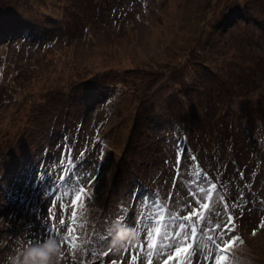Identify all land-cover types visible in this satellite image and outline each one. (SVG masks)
Segmentation results:
<instances>
[{"label":"rangeland","instance_id":"1","mask_svg":"<svg viewBox=\"0 0 264 264\" xmlns=\"http://www.w3.org/2000/svg\"><path fill=\"white\" fill-rule=\"evenodd\" d=\"M58 1L80 4L75 12L82 19L54 11L53 0H0V261L17 237L70 238L72 229L82 253L69 239L60 264H180L174 250L165 255L167 248L160 256L147 255V229L156 226L161 206L173 215L187 214L188 191L194 188L189 181L200 172V183L207 186V173L217 190L192 264H216L210 253L221 255V264H264V144L248 137L264 136V124L241 119L262 107L264 120V0ZM58 19L64 30L50 35L47 28ZM209 70L223 73L224 89L252 99L233 105L243 112L230 115L236 133L229 131V121L223 124L230 155L219 175L209 160L213 146L204 137L209 125L191 130L194 117L187 105L200 106L209 81L211 87L218 84ZM94 71L102 73L95 82L81 81ZM189 84L194 90L184 93L181 87ZM177 105L185 122L159 123L163 107L178 110ZM85 147L89 151L80 156ZM100 148L102 164L95 159ZM40 173L43 181L37 179ZM66 173L65 185L58 177ZM88 175L95 179L84 183ZM80 186L88 195L74 207L71 188ZM228 214L233 226L216 231ZM115 223L139 234L137 243L117 254L106 247ZM165 223L171 234L175 224ZM232 236L243 243L225 244Z\"/></svg>","mask_w":264,"mask_h":264},{"label":"snow or ice","instance_id":"2","mask_svg":"<svg viewBox=\"0 0 264 264\" xmlns=\"http://www.w3.org/2000/svg\"><path fill=\"white\" fill-rule=\"evenodd\" d=\"M99 140V137H97ZM89 149L87 147L84 148V151L79 152L80 156H84ZM67 158V157H65ZM100 164L103 163L104 160V149H99V154L95 158ZM193 160H196L197 157L193 156ZM69 164L72 163V160L68 161ZM64 161L60 160L59 164L62 167ZM93 171H95V165L93 166ZM201 171H203L201 169ZM200 172H196L195 180L189 181V184L194 185V188H190L188 191V196L192 199V207L187 208V214L182 215L180 213H176L173 215L171 212L167 211V209L163 206L160 207L158 212L156 213L155 219V227L147 229V241H148V253L149 257L160 256L161 249L167 248L168 251L165 253L167 256L173 255V250L175 251L176 259L179 260L180 264H192L193 257L195 255V242L196 237L198 234L202 233L204 229L201 225H205L209 222V214L213 211V205L211 202V197L213 193L217 190V184L212 181V179L207 178V173H204L205 181L207 186L205 187L203 184L200 183ZM67 176L68 173L65 175H61L58 177L60 181H63L65 185L67 184ZM39 181H43L44 174L40 173L37 176ZM95 177L93 175H88L84 178V183H90ZM81 180L77 177L76 184L79 185ZM72 204L75 207L81 199L82 195H88L85 193V190L82 186L80 187H72ZM69 193L66 191L64 195H68ZM45 195H51L48 192H45ZM219 199L221 201L225 200L224 196H220ZM2 203V202H0ZM62 206V205H61ZM82 207V205H80ZM229 205L224 204V208L228 209ZM36 214L39 218V209H35ZM51 214V212H50ZM75 219V212H73V220ZM166 220H170L175 224V227L171 230V234L168 229V224L165 223ZM233 218L231 214H228L227 220L223 223H218L215 225V230L220 231L221 229L230 230L233 226ZM61 224L64 223L63 220L60 221ZM209 231H212L209 229ZM70 233V247L76 248V244L74 243L76 237L71 235L72 229H69ZM154 233H158L157 241L158 243H154L153 237ZM227 235V231L224 232ZM169 241L168 244H163V241ZM233 240H237L243 243L239 237L232 236L228 240L224 241L225 244L230 245ZM209 241L216 246V241L213 240L212 236H209ZM110 252V250H109ZM106 252H101L99 255H107ZM96 255V253H93ZM214 255L216 259V264H221L223 257L218 253H210V256ZM205 259H208L206 257Z\"/></svg>","mask_w":264,"mask_h":264},{"label":"trees","instance_id":"3","mask_svg":"<svg viewBox=\"0 0 264 264\" xmlns=\"http://www.w3.org/2000/svg\"><path fill=\"white\" fill-rule=\"evenodd\" d=\"M53 5L51 7V9H54V11L56 10H66L67 14H69V16H71V18L74 17H80L82 15L78 14V12H75V8L80 7V4L78 5H69V3H67V1H58V0H53ZM74 12L75 15L72 16L71 13L68 12ZM82 19V18H81ZM53 21V24L55 25V23H59L58 25H56L55 27H50V25L48 26L47 30H49L48 32H50V35L52 32L57 31V29H62V31L64 30V26L62 23V19H58L57 21ZM61 21V22H60ZM60 26H62V28H59ZM46 30V31H47ZM21 30H18V32L15 35H18L19 32ZM53 34V33H52ZM206 69V67H205ZM209 76L210 78L215 80H219L217 85H214L211 87L210 82L213 81H209V89L207 88V91L203 93V97H205L207 100L202 101L199 103L200 106L194 105V103L192 101H188L187 105H188V110L193 114V117H190L189 120L191 121V130L194 127L197 126H203L206 127L209 125V131L207 130L205 133V138H209V142H211L212 144V148L209 150V160L211 162V167L212 170L214 171V173L216 175H219V171L218 169H221L223 171V167L225 166V164H227V159L228 155H230L229 153H225V149L226 146L225 144L227 143V135H225L226 132V127L223 124H226V122H230V125L228 127L229 131H232L234 133L237 132V127L235 128V126H233V124L235 123L236 119H233L230 115H233L235 112L237 113H243L241 110L238 111V109H236L233 105H237V103H243L246 102L248 100H252L249 97H247L248 94L243 95L242 97L239 98V94H237L236 92H234V90H228V89H224V87L222 86V84H227V81L225 83V80L221 77L223 76L222 72L217 71V72H213L212 70H209ZM100 74L97 71H94V73L88 74L86 75L85 78L81 79V81L83 82H95L93 79H96V77L99 78ZM91 75V76H89ZM91 77V78H90ZM82 82V83H83ZM188 87L190 89H188ZM181 89H183L184 93H188L190 90L193 91V85L190 87V84L187 85H183L181 87ZM204 88H200V91H204ZM140 90L138 89V92ZM156 92V91H153ZM144 94V92H143ZM142 94V95H143ZM154 94V93H153ZM152 94L147 95L144 97H142L141 101L139 102V106L143 105V103H146V101L148 100V98H150ZM210 96V98L208 99V97ZM214 97V98H212ZM226 98V99H225ZM198 104V103H197ZM209 106L212 108L210 110L211 112V116L209 117ZM178 110L175 109H171V108H166L163 107L164 112H163V116L162 118H158L159 123H162L164 126L167 125H173L176 126V123H184L185 119H186V114L182 113L183 108L181 109V107L179 105H177ZM239 107V106H238ZM255 108L258 107L257 105L254 106ZM257 110V114H255L254 116H248L247 114H242L241 119L244 120V118L246 117L247 119H249L250 121H253L254 123L259 122V124H264V120L263 118H261L262 114L260 109H262V107L256 108ZM136 111V110H135ZM137 113H135V116L133 114L134 117L140 116V114H138V111H136ZM232 113V114H230ZM195 114H198V116H195ZM231 117V119H228L227 117ZM160 117V116H159ZM146 118V117H145ZM143 118V119H145ZM135 122H136V118ZM142 120V115L140 116V118H137V121ZM174 121L176 122L174 124ZM187 121V120H186ZM155 123V122H151L150 124ZM136 128V126H135ZM136 131V129L134 130ZM172 133V132H171ZM254 133V134H251ZM250 134H248V137L254 140H259L262 144H264V136L263 135H259L256 132H251ZM134 134V133H133ZM217 138V139H215ZM263 138V139H262ZM216 140V142L213 141ZM261 144V145H262ZM264 146V145H263ZM221 148V149H220ZM215 149H220L218 152ZM260 153H262V147L259 149V154L257 155V159H253L255 160V164L259 165V157H260ZM215 155H219V157L217 158V156ZM214 156V158H213ZM126 158V154H124V159ZM123 159V158H122ZM259 168V167H258ZM257 168V170H259ZM220 170V171H221Z\"/></svg>","mask_w":264,"mask_h":264},{"label":"clouds","instance_id":"4","mask_svg":"<svg viewBox=\"0 0 264 264\" xmlns=\"http://www.w3.org/2000/svg\"><path fill=\"white\" fill-rule=\"evenodd\" d=\"M107 249L112 253H120L124 248L137 243L139 234L131 225L115 223L107 232ZM67 234L49 236L43 240L26 241L17 237L13 251L0 264H60L64 253V243L69 240ZM82 253V247L75 248Z\"/></svg>","mask_w":264,"mask_h":264}]
</instances>
